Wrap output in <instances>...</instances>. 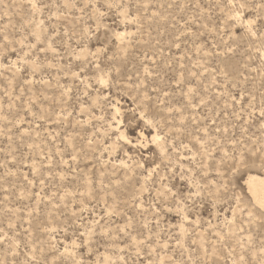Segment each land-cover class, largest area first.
<instances>
[{
	"label": "rangeland",
	"instance_id": "obj_1",
	"mask_svg": "<svg viewBox=\"0 0 264 264\" xmlns=\"http://www.w3.org/2000/svg\"><path fill=\"white\" fill-rule=\"evenodd\" d=\"M264 0H0V264H264Z\"/></svg>",
	"mask_w": 264,
	"mask_h": 264
},
{
	"label": "bare ground",
	"instance_id": "obj_2",
	"mask_svg": "<svg viewBox=\"0 0 264 264\" xmlns=\"http://www.w3.org/2000/svg\"><path fill=\"white\" fill-rule=\"evenodd\" d=\"M248 185L254 200L264 207V179L251 176L248 180Z\"/></svg>",
	"mask_w": 264,
	"mask_h": 264
}]
</instances>
